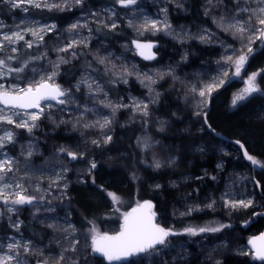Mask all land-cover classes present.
I'll use <instances>...</instances> for the list:
<instances>
[{
	"label": "rangeland",
	"instance_id": "1",
	"mask_svg": "<svg viewBox=\"0 0 264 264\" xmlns=\"http://www.w3.org/2000/svg\"><path fill=\"white\" fill-rule=\"evenodd\" d=\"M2 1L13 13L9 18L0 17V25H3L0 28V40L4 34L11 35L17 31L24 35V40L14 44L4 41L5 47L3 52H0V58L15 55L17 59L8 62L12 68L21 66L24 61L29 63L22 73L0 77V84L5 88L11 86L23 88L33 80H39L41 76L55 70L58 74L54 82L62 89L70 91V99L65 98L69 99L65 105L44 103L42 105L44 114L36 121L37 127L31 133L6 122L0 123V136H4L7 131H11L14 135L13 143L7 144L3 152L15 162L14 171L7 173L4 180L0 181V189H3L5 184L12 186L4 189L9 193V201L15 199L16 192L21 191L16 187L17 184L23 186V195L36 198L31 204L23 205H13L10 202L4 204L3 199L0 198V256L11 254L8 252L7 244L15 238L20 243L31 242L34 254L25 255L21 252L20 259L24 264H34L44 259L52 264L61 253L65 256V260L60 264H72L75 260H78L79 264H109L103 259L99 262L96 253L91 252L89 245L92 231L75 224L70 204V188L74 183L87 184L93 181L92 173L97 168V153H104L118 126L138 125L141 132L136 144L144 156V163L156 172H168L169 185L177 196L170 217L165 218L155 211L157 220L160 226L171 229L177 234L169 235L165 245L156 246L154 250L139 254L121 264H226L230 258L244 261V264H264V262H256L248 248L249 240L244 238L247 226L258 216H264V197L252 177L253 169L257 166L252 165L236 145L227 142L209 144L196 139V136L205 131L204 117L213 97L233 79L243 80L244 65L237 76L234 74V65L230 62L226 63L225 57L232 56L235 60L242 50L248 58L250 52L245 45L249 43L247 36L251 35V32L241 40L232 34L234 30L225 29L234 17L243 23L248 19V13L240 12L235 0H211V3L209 0H200L203 12L201 19L193 17L191 0H142L137 5L124 9L118 8L117 2L116 6L107 2L99 3L96 0H83L82 4H76L75 0H47L48 4H67L68 7L63 10L56 8L49 10L45 7L40 9L75 13L66 23L58 24L33 17L30 12L35 7L31 5L22 4L20 7H12L8 0ZM245 6L256 8L257 4L255 0H251V3L246 5L245 0H240L239 7ZM182 15L188 16L190 20L177 21L176 18ZM145 20L157 21L161 30L148 29L141 34L138 28ZM122 21L135 38L155 40L160 37L168 40L169 43H163L159 51L162 60L145 67L130 42L121 40L111 43L101 38L96 31L99 27L113 29L111 27L113 22L119 26ZM220 21L223 23H219ZM165 23L169 25L167 30L163 29ZM251 23L256 25L255 17ZM72 24H86L87 27L68 31ZM51 25H55V29L41 33L43 41L27 31L28 29L39 31ZM25 41L32 42L33 47H26ZM72 41H84V43L69 49L68 52L58 51L59 48L67 47ZM259 41L260 39H253L250 44L252 50ZM192 42L202 46H218L220 52L216 57L201 59L197 65L192 66L189 51ZM12 47L17 49L16 53L11 52ZM24 49L31 50L34 55L19 57ZM73 52L76 53L75 56L72 55ZM82 54L91 59L96 70L86 69L80 72L72 85L65 87L61 83L66 74L63 68L80 60ZM36 57L43 59H34ZM61 57L68 62L60 63L59 68L54 69L53 65ZM99 58H105V63L100 64ZM33 69L36 71L33 72ZM4 71L6 72L7 69ZM225 71L228 72L227 76H224ZM145 75L151 76L155 83L144 79ZM249 76L245 78V83ZM83 80L92 83L91 91L87 84L81 83ZM221 80H223L222 84ZM213 81L217 86L210 94L206 93L201 97L199 91ZM245 83L244 86L239 85L229 91L228 105L233 106V99L246 88ZM78 84L80 87L77 90ZM115 84L124 88L120 95L115 94L112 89ZM134 84L144 92L135 91ZM256 84L258 85V75ZM97 85L102 91L97 89ZM193 88L196 91H192ZM165 93L172 95L179 103L175 116L185 120L183 130L180 131L190 138L187 150L192 156L186 165L182 164L180 151L176 147L155 135V132L174 133L175 124L158 111V104ZM231 94L234 95L230 102ZM241 102H237L233 107ZM108 103L126 107H118L113 111L112 108L105 106ZM134 103H141L142 106L147 104L148 115L143 116L135 111ZM48 104L55 106L49 110L46 107ZM0 108L5 107L0 104ZM5 111L17 122L22 118L13 115V111L20 110L5 109ZM105 119L110 120L111 123L107 127H99L97 122L102 124ZM84 124L91 126L85 128ZM42 131L44 133H40ZM57 133L70 135L72 139L63 144H48L45 135ZM107 136H111V140L105 143ZM93 140L99 143L93 144ZM145 140L149 144L147 148L144 147ZM137 141L140 143L138 144ZM61 149L77 153L78 158L72 160L66 152H61ZM29 150L32 151L31 157L27 156ZM81 153L82 158H80ZM4 158L0 156V159ZM157 161L161 165L159 168L154 166ZM92 162H95L96 168L89 171ZM241 200H251L252 205L247 208L228 206L230 202ZM215 214L225 217V222L219 227L222 225L226 227H221L220 234L202 232L190 235L185 231L175 230L176 219ZM25 221L48 231L44 243L22 233L21 226ZM17 222L18 230L14 226ZM49 225H55V228ZM122 225L123 222L108 224L105 229L96 231L100 234L113 235L121 230ZM190 226L197 229L208 227L198 224ZM77 240L79 244L75 245L76 252L65 251ZM11 264L16 262L12 261Z\"/></svg>",
	"mask_w": 264,
	"mask_h": 264
},
{
	"label": "trees",
	"instance_id": "2",
	"mask_svg": "<svg viewBox=\"0 0 264 264\" xmlns=\"http://www.w3.org/2000/svg\"><path fill=\"white\" fill-rule=\"evenodd\" d=\"M96 1L99 3L107 2L117 6L115 0ZM141 1L137 0L136 5ZM191 8L193 17L201 19L203 12L200 0H191ZM12 13L8 10L5 3L0 0V17L9 18ZM30 13L35 18L40 17L43 20L54 21L58 24L66 23L75 15L74 12L70 11L57 12L40 8H32ZM176 20L183 22L189 21L190 18L182 15L177 17ZM96 31L101 38L111 43L121 40L131 42L135 38L132 31L123 21L113 29L99 27ZM153 41L158 43L157 59L152 63H147L138 57L141 64L145 67L162 60L159 51L162 44L168 42V40L160 37ZM189 51L190 65L193 66L194 64L197 65L201 59L216 57L220 52V48L218 46H202L192 42ZM29 55L33 56L34 53L31 50L24 49L18 56L29 57ZM86 69L96 70L91 63V59L82 54L80 60L63 68L66 74L62 78L61 83L65 87L71 86L78 74ZM253 73H258L260 91L252 93L250 97H247L236 107L231 104L228 105L229 91L239 85L244 86L245 78ZM245 86L247 87V83H245ZM112 89L117 95H120L124 90L122 86L117 84ZM133 89L138 93L144 92L136 84H134ZM233 95L231 94L230 96V102ZM178 107L179 103L172 95L169 93L163 95L162 100L158 104V111L175 124L173 127L174 133L155 132V135L176 147L180 151L182 164L186 165L192 157L187 150L190 138L187 134L180 131L183 130L185 120L175 116ZM204 128L205 131L201 135L196 136V139L209 144L227 142L236 145L240 148L245 158H247L244 155L246 151L264 165V44L261 40L249 53L244 63L243 80L233 79L229 85L220 90L211 100L204 117ZM140 132L141 128L138 125L130 127L118 126L114 130L113 139L104 150V153H97V168L92 173L93 181L87 184H72L70 188V204L73 220L79 227L89 231L93 228L95 231L97 229L101 231L108 224H122L124 214L131 212L138 203L143 201L153 202L155 211L165 218L170 217L172 205L177 197L175 190L169 185L170 174L168 172H156L144 163V156L136 144ZM40 133H44V131ZM45 136L46 141L51 145L63 144L72 139V136L61 133ZM46 147L48 148V145ZM212 163L213 161H211ZM252 177L260 194L264 197V167L258 166L253 169ZM157 183L160 184L156 185ZM108 193H114L119 199L113 201ZM224 220L225 217L221 214H215L214 216L194 215L176 219L174 223L176 231H184L185 228L192 227L190 225L194 224L219 227L221 223L225 222ZM21 231L24 235L42 243L46 241L48 236L46 229L27 221L21 226ZM262 231H264V216H258L245 229L244 238L248 241L252 236ZM218 233L220 234V231ZM179 237L182 236L179 235ZM100 259L102 258L97 260L100 262ZM226 264H244V261L230 258Z\"/></svg>",
	"mask_w": 264,
	"mask_h": 264
},
{
	"label": "snow or ice",
	"instance_id": "3",
	"mask_svg": "<svg viewBox=\"0 0 264 264\" xmlns=\"http://www.w3.org/2000/svg\"><path fill=\"white\" fill-rule=\"evenodd\" d=\"M118 4L122 7H129L131 5H135L137 0H116ZM237 3L238 9L240 12L248 13V19L243 23L240 20H236L235 17L233 21L227 25L225 30H234L233 35L237 36L239 39L243 40L247 33L251 32V35L247 36L249 43L245 45L248 51L251 52L252 49L250 47L253 39H260L262 43H264V0H255L257 7L250 8L248 6L239 7L240 0H235ZM8 3L12 7H20L22 4H28L35 8H48L51 10L52 8H56L59 10H63L65 7H68L67 4H48L47 0H8ZM76 4H82L83 0H75ZM211 3V0H209ZM251 3V0H245V4ZM26 10V9H25ZM238 14V13H237ZM253 17L256 18V25L251 23ZM219 23H223L220 21ZM245 25H248L247 27ZM107 26V25H106ZM131 26V22H130ZM3 25H0L2 28ZM79 27H87V25H79L72 24L68 31L76 30ZM112 28L116 27V24L113 22L111 24ZM169 25L166 23L163 25V29L167 30ZM55 29V25L47 26L46 28H41L39 31L28 29L27 31L31 33L32 36L37 37L39 40L43 41V35L41 33H45L47 31H52ZM154 30L160 31L161 28L158 27L157 21H148L145 20L143 24H141L138 28L141 34L145 30ZM203 39V37H201ZM20 40H24V35H22L19 31L13 32L11 35L4 34L2 40H0V52L4 50V41H7L9 44H14L19 42ZM84 43V41H72L67 47L59 48V52H68L69 49ZM136 44L137 49H147L149 50V54L145 55L144 51H141L140 54L144 55L146 59H153L154 56L150 53L153 45L151 43L141 44L138 42H134ZM26 47L32 48L33 43L30 41H25ZM12 53H16L17 49L15 47L11 48ZM73 56L76 55L75 52L72 53ZM17 57L15 55H7L4 58H0V77L4 75H11L13 73L19 74L25 71L28 67L29 61L22 62L21 66L12 68L9 66V61L16 60ZM34 59H43V57H36ZM247 60V56L243 54L241 50V54L236 57L234 60L232 56H226L225 62L231 63L235 68V75H239L241 69L243 68L244 63ZM67 60H64L62 57L59 58L58 62L53 65L54 69L59 68L60 63H67ZM98 62L100 64L105 63V58H99ZM7 69L5 72L4 70ZM108 70V69H106ZM33 72L36 70L33 69ZM58 74L57 71L53 70L50 74H46L40 77L39 80H33L28 83L26 87L20 88L18 86H11L10 88H5L3 84H0V104L4 105L5 108H0V123L6 122L7 124L14 125L16 128L26 129L29 133L37 127L36 121H38L41 116L44 114V108H41V101H55L57 105H65L69 102L70 99V91L66 89H62L60 85L54 82L55 76ZM228 72H224V76H227ZM258 73H253L248 77L247 87L243 89L240 94H237L232 101L233 106L237 104L239 101H243L247 96L252 93L259 92L260 89L256 84V77ZM144 79L148 80L150 83H155L151 76L145 75ZM126 82V80H125ZM143 83V80L141 81ZM81 83L87 84L89 91L92 90V83H89L87 80L81 81ZM223 83V80L220 81ZM217 86V83L213 81L205 85L204 89L199 91V95L204 97L206 93H211V91ZM80 85H76L77 90ZM97 89L102 91L97 85ZM192 91H196V89H192ZM69 98V99H65ZM154 102V101H153ZM103 103V102H101ZM55 105L48 104L46 105L49 110ZM106 107H110L113 111L118 107H126L125 105H112L111 103L105 104ZM148 105L141 103H134V109L137 112H140L143 116L148 115L147 111ZM5 109H19L22 111H13V115L22 116L19 122L13 120L11 115H8ZM28 109H39L37 112H29ZM64 109H62L63 111ZM88 109H86L87 111ZM111 123L110 120L105 119L102 124L97 122L99 127L104 128L107 127ZM85 128L90 127L91 125L84 124ZM111 140V136H107L105 138V143ZM14 135L11 131L5 132L4 136H0V156H4V159H0V181H3L7 173L14 171V160L11 157H7V154L3 152V149L7 144L13 143ZM93 144H98L99 142L96 140L92 141ZM139 144L140 141H137ZM239 143V141H237ZM144 147H149L147 140L144 141ZM241 147H243L241 145ZM61 152H66V155L70 157L72 160H76L78 158V154L72 151H67L66 149H61ZM244 155L247 157L249 161H251L252 165L264 167V165L260 164L254 157L249 155L246 151ZM27 156H32V151L29 150L27 152ZM83 154H80V158H82ZM154 166L156 168L161 167L160 163L155 162ZM96 164L92 162L90 164V169H95ZM12 187L11 185L5 184L3 189H0V198L3 199L4 204H8L9 202L13 205H23V204H31L33 200L36 198L34 196H25L22 194L24 191L23 186L17 184L16 187L21 189L15 193V199L9 201V193L4 189ZM108 195L112 198L113 201H117L119 198L114 193H108ZM252 205V201H238V202H230L228 206L232 208L243 207L247 208ZM153 204L150 201H145L142 204L138 203L135 208L132 209L131 212L124 214V223L122 225L121 231L116 235H108V234H100L95 231L93 228L91 235V244L89 248L93 253H99L103 257H105L108 261H119L125 259L129 256L140 254V253H148L150 250H154L157 245H165L166 239L169 235H176L171 229H165L155 223V213L152 211ZM211 207V205H209ZM12 211V209H9ZM17 230L19 229V223L17 222L14 225ZM49 227L55 228V225H49ZM226 227V226H221ZM221 227H201L197 228H186L184 231L190 235H197L202 232H218L221 230ZM64 231H68V229H64ZM74 231V229H73ZM257 240L250 241L253 247L255 248V258L264 262V236H260ZM76 244H79V241H74L73 245L70 249H65V251L76 252L77 249L75 247ZM8 252L11 254H6L4 256H0V264H11L12 261H15L16 264H24V261L20 259L21 252L25 255L34 254L31 248V242L25 241L24 243H20L15 238H12V242L7 244ZM247 254V253H245ZM42 255V253H41ZM65 260V256L61 253L57 258L55 264H60L61 261ZM37 264H49L47 259L42 261H37ZM72 264H79L78 260L72 262Z\"/></svg>",
	"mask_w": 264,
	"mask_h": 264
},
{
	"label": "water",
	"instance_id": "4",
	"mask_svg": "<svg viewBox=\"0 0 264 264\" xmlns=\"http://www.w3.org/2000/svg\"><path fill=\"white\" fill-rule=\"evenodd\" d=\"M118 6L119 7H122L120 4H118ZM134 5H131V6H129V7H122V8H131V7H133ZM134 42H138V43H141V44H148V43H151L152 45H153V47L151 48V50H150V53L154 56V58L153 59H146L145 58V56L144 55H141L140 54V52L141 51H144V53H145V55H148L149 54V50H147V49H143V50H141V49H137L136 48V44L134 43ZM131 44H132V46H133V48L137 51V54H138V56H139V58L141 59V60H143L144 62H147V63H152V62H154L156 59H157V57H158V43L156 42V41H148V40H142V39H138V38H136V39H134L132 42H131ZM264 44V43H263ZM44 103H53V104H56V102L55 101H41V108H42V105L44 104ZM2 105V104H1ZM3 107H5L4 105H2ZM17 110H19V109H17ZM22 111V110H21ZM27 111H31V112H37V111H39V109H28ZM258 167V166H257ZM145 202V201H144ZM151 202V201H150ZM143 203V202H142ZM141 203V204H142ZM152 204H153V209H152V211L155 213V205H154V203L153 202H151ZM136 207V206H135ZM134 207V208H135ZM123 223H124V221H123ZM155 223H157L158 225H159V222H158V220H157V217H156V213H155ZM160 226V225H159ZM162 227V226H161ZM121 231V230H120ZM119 231V232H120ZM118 232V233H119ZM118 233H116V234H118ZM116 234H113V235H116ZM260 236H264V231H262V232H260V233H258V234H256V235H254V236H252L250 239H249V241H248V248L250 249V251L253 253V255H254V257H255V248L253 247V245H252V243H250V241H253V240H257V243H259V240H258V238L260 237ZM157 246H159V245H157ZM140 254H142V253H140ZM96 255L99 257V258H102L103 260H105L107 263H109V264H121V263H126V262H128L131 258H133V257H135V256H137V255H139V254H135V255H132V256H129V257H127V258H125V259H122V260H119V261H108L105 257H103L101 254H99V253H96ZM258 260V259H257ZM259 262H262V261H260V260H258ZM35 264H37V262L35 263ZM52 264H55V263H52Z\"/></svg>",
	"mask_w": 264,
	"mask_h": 264
},
{
	"label": "bare ground",
	"instance_id": "5",
	"mask_svg": "<svg viewBox=\"0 0 264 264\" xmlns=\"http://www.w3.org/2000/svg\"><path fill=\"white\" fill-rule=\"evenodd\" d=\"M124 221V220H123Z\"/></svg>",
	"mask_w": 264,
	"mask_h": 264
}]
</instances>
